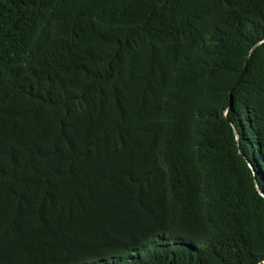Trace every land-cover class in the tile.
<instances>
[{
  "label": "trees",
  "instance_id": "1",
  "mask_svg": "<svg viewBox=\"0 0 264 264\" xmlns=\"http://www.w3.org/2000/svg\"><path fill=\"white\" fill-rule=\"evenodd\" d=\"M260 191L264 0H0V264H264Z\"/></svg>",
  "mask_w": 264,
  "mask_h": 264
},
{
  "label": "rangeland",
  "instance_id": "2",
  "mask_svg": "<svg viewBox=\"0 0 264 264\" xmlns=\"http://www.w3.org/2000/svg\"><path fill=\"white\" fill-rule=\"evenodd\" d=\"M153 241L154 240H151L149 242V244H151ZM150 251H154V248L151 247L149 249H144L141 252V254L142 255H145L146 252H150ZM139 255H140V252L131 251V252H126V253L117 255L115 257H107V258H105L103 260H96V261H93V262H89L87 264H114V263H124V262L131 261V259H133V257L139 256Z\"/></svg>",
  "mask_w": 264,
  "mask_h": 264
},
{
  "label": "water",
  "instance_id": "3",
  "mask_svg": "<svg viewBox=\"0 0 264 264\" xmlns=\"http://www.w3.org/2000/svg\"><path fill=\"white\" fill-rule=\"evenodd\" d=\"M261 41H259L258 43H260ZM258 43H256L255 45H253V47L251 48V49H254L257 45H258ZM234 128V127H233ZM237 138H238V135H237ZM249 162V161H248ZM249 166H250V168L252 169V171L255 173V171H254V167H253V165L249 162ZM261 192V194H262V196H264V193L262 192V191H260Z\"/></svg>",
  "mask_w": 264,
  "mask_h": 264
}]
</instances>
